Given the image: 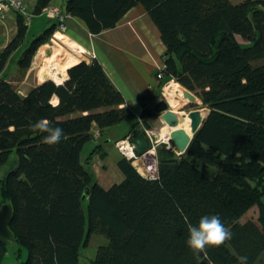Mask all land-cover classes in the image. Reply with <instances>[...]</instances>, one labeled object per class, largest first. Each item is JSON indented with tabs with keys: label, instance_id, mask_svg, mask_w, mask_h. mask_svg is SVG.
Listing matches in <instances>:
<instances>
[{
	"label": "trees",
	"instance_id": "obj_1",
	"mask_svg": "<svg viewBox=\"0 0 264 264\" xmlns=\"http://www.w3.org/2000/svg\"><path fill=\"white\" fill-rule=\"evenodd\" d=\"M49 2L36 0L33 13ZM137 5L165 48L160 86L173 79L191 91L206 110L202 125L184 154L155 146L154 177L120 155L123 179L103 188L87 167L95 154L106 156L103 144L84 162L80 154L94 132L102 137L132 118L123 94L95 57L70 67L61 83L21 94L6 74L27 32L18 15L17 32L0 51V169L16 155L0 175V207L12 208L15 264H81L92 235L106 242L90 264H240L241 257L264 264V0H66L61 12L65 26L66 16L79 18L97 35ZM60 23L22 50L19 70H28ZM40 120L63 129L59 143H43L47 133L32 128ZM139 124L122 137L132 140ZM206 215H218L233 236L197 261L186 246L188 229ZM8 246L0 242V264Z\"/></svg>",
	"mask_w": 264,
	"mask_h": 264
},
{
	"label": "crops",
	"instance_id": "obj_2",
	"mask_svg": "<svg viewBox=\"0 0 264 264\" xmlns=\"http://www.w3.org/2000/svg\"><path fill=\"white\" fill-rule=\"evenodd\" d=\"M230 1L237 3L242 0ZM65 2L66 0H50L47 7H56L64 11ZM24 3L29 15L26 34L32 29L41 33L52 24L54 18H49L44 10L39 14L33 13L36 0H24ZM17 23V13L8 11L0 14V51L15 36ZM65 23L66 35L83 47L89 56H94L100 61L115 87L123 94L125 103L132 114V118L125 122L127 125L124 129L117 131L119 125L113 126L107 129L102 137L97 136L92 141L94 145L96 142L103 144L106 150V156L103 158L100 157L99 153L93 156L90 167L94 174L93 164H101L107 159L110 160L107 148L110 145L115 148L114 142L129 130L134 121H140L141 129L145 127L154 128L152 123L155 121V117L150 115L148 111L161 97L162 87L160 81L155 78V74L163 66L162 57L165 48L156 26L145 10L138 5L128 10L114 28L104 30L97 35L89 33L79 18L66 16ZM31 40L29 36L28 41L23 42L30 43ZM21 47L13 52L9 59L13 58ZM28 74L29 71L26 72L25 76ZM35 85L36 83L33 86ZM144 111L146 113L142 116ZM115 150L118 152L116 148ZM118 156L120 157L119 152ZM116 161L113 162L116 163ZM116 171L118 173L114 178L102 180L95 174L94 177L100 186L108 188L113 183H119L123 179L119 169Z\"/></svg>",
	"mask_w": 264,
	"mask_h": 264
},
{
	"label": "rangeland",
	"instance_id": "obj_3",
	"mask_svg": "<svg viewBox=\"0 0 264 264\" xmlns=\"http://www.w3.org/2000/svg\"><path fill=\"white\" fill-rule=\"evenodd\" d=\"M262 9L264 11V7H262ZM34 32H35L34 29L29 31L26 34L25 40L28 41L29 36L31 39H33L36 37V35L40 34L39 33L40 31H36L35 35H34ZM28 44L29 43L23 42L22 47L19 49V51L17 52V54L13 58L9 59V61L7 62V66H6V68H7L6 74L9 78V80L16 86L18 91L23 95L26 94L33 87V85L35 83L36 84L39 83V81H38L39 77H38L37 71H38L39 66H41L42 62H43V58H41L42 55H38L39 50L42 48L44 50V54L49 55L50 53L53 52L54 49H57L60 46L64 47L62 42H60L58 39H56L55 36H52L48 42L39 46V48L35 52V55H33V58H32V61L30 63L28 70H26V72L29 71V74H28V76H25V74H26L25 71H22V72L20 70L18 71V69H19L18 59L21 55L22 50L24 48H26V46H28ZM70 52L74 56H76V54H74L73 51H70ZM83 55L84 54H82L80 57L77 56L78 61H79V58L85 57V55L84 56ZM61 58H63V57H61ZM63 60L64 59H61V61H63ZM154 105H155V103L151 106V115H154V117H155V121L152 123V125H154L155 129L157 130V129H159V127L162 126V123L157 118L158 114L153 111ZM192 109H203V108H201V104L198 103L197 105H190V106L188 105L185 108V111L188 112ZM125 122L118 124L119 127L117 128V131H120L126 127L127 123H125ZM160 143H164L168 147L169 146L173 147V144L170 141L165 143L163 140H160L159 144ZM93 146H94V143L92 141H90L82 148L81 154H80L82 162H84V159L89 154V152L91 151ZM172 150L175 153H177L175 148H172ZM107 151H108V158H110V160L107 159V160H105L104 163H101V164L96 163V164H93V166H92V169H93L95 176H97L98 178H100L102 180L104 178L105 179H110L112 177L114 178L117 176V173H118L116 171V170H118L116 163L113 162L114 160H117V158L119 157L118 152L115 150V148H113L112 145H110L107 148ZM15 159H16V155L14 152H12L9 156L7 163L0 169V175L3 174L4 172H6L7 170H9L12 166H14ZM149 159H152V157L147 158L146 162ZM142 162L139 161V163L137 165L135 163H134V165L135 166L139 165V167H140L139 169L142 172H144V174H145V172H146L145 167H144L145 165ZM87 167H88V169L91 170L90 166H87ZM112 175H114V176H112ZM252 214H253V211L249 212V214L247 216H251ZM105 242H106V240L103 237H100L98 235H92L90 238L89 245L86 248H82L80 251V263L81 264H90V259H92L95 256L96 249H97L98 245L103 244ZM16 248H17L16 243L9 244L7 253H6L5 258H4V264H15V257H14V254H12L11 252L14 251V249H16ZM25 257H26V253H24V255H23V258H25Z\"/></svg>",
	"mask_w": 264,
	"mask_h": 264
},
{
	"label": "clouds",
	"instance_id": "obj_4",
	"mask_svg": "<svg viewBox=\"0 0 264 264\" xmlns=\"http://www.w3.org/2000/svg\"><path fill=\"white\" fill-rule=\"evenodd\" d=\"M46 8H48V7H46ZM46 8L43 9L44 13H45ZM17 15H19V14H17ZM28 17H29V15H28ZM49 18H51V17H49ZM23 19H24L25 25L27 26V21L29 19H26L25 17H23ZM65 30H66V26H65ZM65 30L63 32H60V33L63 35H66ZM54 33H56V31ZM82 54L85 55V57L82 58V60H85L87 62L91 58H94V56H89L85 49H83ZM82 54L80 53L79 56H81ZM157 72H159V70ZM155 78H156V74H155ZM157 80L160 81V79H157ZM168 82H169V80L165 82V84H166V85L164 84L165 86L164 85L161 86L162 87L161 97L158 101L166 100L165 97L162 96V92H163L164 88L167 86ZM169 109H170V107H169ZM203 109H205V108H203ZM153 111H154V109H153ZM148 112L151 115V109ZM139 127H140V124H139ZM32 128L34 131L39 130L40 132L47 133V135L43 139V143L46 145H50V146L59 143L62 136L64 135V131L62 128L50 126V122L47 120H40V121L36 122L35 124L32 125ZM145 128H150V127H145ZM140 129H141V127H140ZM154 129H155V127H154ZM159 129H157V131ZM141 130H142V132L141 131L140 132L143 134L144 138L146 139L145 133H144V128ZM97 136H98V132L96 131V132H94V137H97ZM125 137H127V136H125ZM122 138H124V137H122ZM119 139H121V138H119ZM119 139H117L116 141H118ZM116 141L114 142V146H115ZM131 141L135 144V142L133 140H131ZM147 142H148V140H147ZM148 144H149V142H148ZM169 147H171V146H169ZM115 148H116V146H115ZM136 148H137V145H136ZM150 148H151V146L149 144V149L147 151H149ZM135 151H136V149H135ZM147 151H146V153H147ZM140 154H142V153H140ZM140 154H138V155H140ZM150 154L153 155L150 157H152L155 160V163L157 164L156 155H155V148L153 151L150 152ZM132 164L134 165V162H132ZM137 167L138 166H135L136 169H137ZM137 171L139 172L138 169H137ZM188 231H189V236H188V239L186 241V246L193 253L194 258L197 261H199V259H200V253L206 252L208 248H213V249L218 248L219 246L223 245L226 241L231 240L232 236H233L230 229L224 226V224L222 223V221L218 215L202 216L197 226L189 225ZM246 261H247V257H241L240 258V264H246Z\"/></svg>",
	"mask_w": 264,
	"mask_h": 264
},
{
	"label": "bare ground",
	"instance_id": "obj_5",
	"mask_svg": "<svg viewBox=\"0 0 264 264\" xmlns=\"http://www.w3.org/2000/svg\"><path fill=\"white\" fill-rule=\"evenodd\" d=\"M54 36L63 43L64 47L60 46L59 48L54 49L49 55H45L42 48L39 50L38 55H42L41 58H43L42 65L39 66L37 71L39 83L48 79L54 81L55 83H61L67 77L66 71L82 60V58H79L78 61L77 56L83 52V47L59 32H57ZM70 51H73L76 56H74ZM61 59L64 60L61 61ZM182 91L183 88L177 82H170L163 90L164 97L168 102L170 110L183 117L177 128H170L167 125L159 127V138L165 143L169 142L170 132L174 129L180 128L189 132L190 120L187 118V112L181 109V107L188 102L183 97ZM196 101L199 102L198 99H196ZM55 102L56 100L53 101V103Z\"/></svg>",
	"mask_w": 264,
	"mask_h": 264
},
{
	"label": "water",
	"instance_id": "obj_6",
	"mask_svg": "<svg viewBox=\"0 0 264 264\" xmlns=\"http://www.w3.org/2000/svg\"><path fill=\"white\" fill-rule=\"evenodd\" d=\"M45 81H49V79ZM182 94L188 102L183 107H181L182 110H185L188 105H197L200 103V101H196L197 97L189 90L183 89ZM154 112L158 114L157 118L162 123V125H167L170 128H177L181 119H183L181 115H177L169 109V105L166 100L158 101L154 105ZM205 116V109H192L187 112V118L190 120L189 132H186L180 128L174 129L170 132L169 141L173 144V147L176 149L178 154H184L186 152L193 135L201 127ZM132 140L135 142L137 149L141 153H144L149 149V144L140 131H133ZM150 156L153 155L150 153H146L145 155V157ZM11 214L12 208L9 203H5L0 207V242L4 244H11L14 242L13 236L8 227Z\"/></svg>",
	"mask_w": 264,
	"mask_h": 264
},
{
	"label": "built area",
	"instance_id": "obj_7",
	"mask_svg": "<svg viewBox=\"0 0 264 264\" xmlns=\"http://www.w3.org/2000/svg\"><path fill=\"white\" fill-rule=\"evenodd\" d=\"M8 11L16 12L17 14L25 17L26 19H29L24 0H0V14H3ZM45 13L48 17L58 19L61 22L59 24L58 29L56 30V33H54L53 36L57 34V32L60 33L65 30V25L63 23L64 16L59 8L48 7L45 9ZM162 77H163L162 73L157 72L156 78L161 79ZM170 82H174V80L170 79L167 85ZM162 96H164L163 92H162ZM144 133L146 139L148 140L151 146L150 150L147 151V153H150L151 151L154 150L155 146L160 142V138L158 135L159 133L154 128H144ZM115 146L123 157H125L127 160L134 162L136 165L139 163V161L141 162L143 161L142 163L145 165L144 167L146 171L145 174L139 169L140 168L139 165L137 169L144 177L151 178L155 176L156 174L155 160L152 158L146 162L148 158L145 157L146 152L138 155L135 151L136 145L130 140L129 136L121 138L118 141H116Z\"/></svg>",
	"mask_w": 264,
	"mask_h": 264
},
{
	"label": "flooded vegetation",
	"instance_id": "obj_8",
	"mask_svg": "<svg viewBox=\"0 0 264 264\" xmlns=\"http://www.w3.org/2000/svg\"><path fill=\"white\" fill-rule=\"evenodd\" d=\"M154 109V108H153Z\"/></svg>",
	"mask_w": 264,
	"mask_h": 264
}]
</instances>
